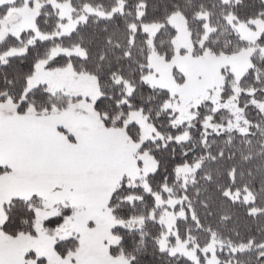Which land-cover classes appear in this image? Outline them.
<instances>
[{
	"label": "snow or ice",
	"instance_id": "1",
	"mask_svg": "<svg viewBox=\"0 0 264 264\" xmlns=\"http://www.w3.org/2000/svg\"><path fill=\"white\" fill-rule=\"evenodd\" d=\"M0 264H264V0H0Z\"/></svg>",
	"mask_w": 264,
	"mask_h": 264
}]
</instances>
